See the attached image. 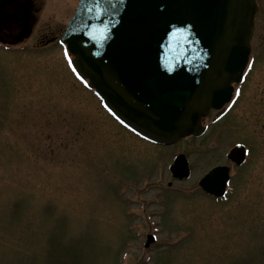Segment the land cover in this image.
I'll use <instances>...</instances> for the list:
<instances>
[{
	"label": "rangeland",
	"instance_id": "374dc122",
	"mask_svg": "<svg viewBox=\"0 0 264 264\" xmlns=\"http://www.w3.org/2000/svg\"><path fill=\"white\" fill-rule=\"evenodd\" d=\"M77 2L46 0L32 37L0 46V264H264V22L232 113L200 140L155 148L102 111L60 45L39 47ZM239 142L253 158L219 205L198 182ZM180 153L189 182L168 170Z\"/></svg>",
	"mask_w": 264,
	"mask_h": 264
},
{
	"label": "water",
	"instance_id": "95a60500",
	"mask_svg": "<svg viewBox=\"0 0 264 264\" xmlns=\"http://www.w3.org/2000/svg\"><path fill=\"white\" fill-rule=\"evenodd\" d=\"M255 12V0H81L64 40L76 70L120 120L172 144L200 135L201 119L230 100L248 61ZM186 169L178 158L176 176ZM207 181L206 190L224 194Z\"/></svg>",
	"mask_w": 264,
	"mask_h": 264
},
{
	"label": "flooded vegetation",
	"instance_id": "af4514ba",
	"mask_svg": "<svg viewBox=\"0 0 264 264\" xmlns=\"http://www.w3.org/2000/svg\"><path fill=\"white\" fill-rule=\"evenodd\" d=\"M264 0H258L259 10L256 26L260 28ZM41 0H0L2 14L0 17V40L5 44H18L32 30V17L36 5H42ZM24 38V39H23ZM22 39V40H21ZM226 164V163H225Z\"/></svg>",
	"mask_w": 264,
	"mask_h": 264
}]
</instances>
